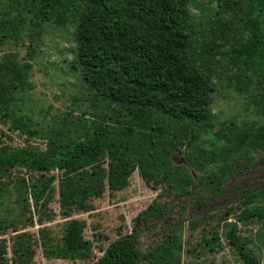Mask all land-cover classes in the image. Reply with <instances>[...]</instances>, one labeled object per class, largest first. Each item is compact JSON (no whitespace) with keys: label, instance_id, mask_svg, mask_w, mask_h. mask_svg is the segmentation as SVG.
<instances>
[{"label":"rangeland","instance_id":"374dc122","mask_svg":"<svg viewBox=\"0 0 264 264\" xmlns=\"http://www.w3.org/2000/svg\"><path fill=\"white\" fill-rule=\"evenodd\" d=\"M41 1L30 0L24 11L23 30L0 46V60L4 62L12 56L27 75L23 88L16 85L15 115L18 117V109L22 108L21 113L37 129L66 141L80 135L88 120L123 124L124 120L119 123L114 117L112 108L91 106L88 84L77 62L76 34L86 0H53L52 17L36 33L31 26ZM221 1L224 0L187 2L192 26L187 51L192 65L208 78L213 89L212 130L201 129L195 138L183 131L165 130L167 137H162L179 142L180 150L173 153L174 171L177 177L193 175L188 186L192 194H173L170 210L163 218L150 221L139 238V247L145 253L175 234L177 248L172 264H241L226 239L230 224L237 225L238 234L264 264V218L248 222L236 218L246 204L264 203V153L254 151L256 160L249 165L239 161L217 193L202 183L204 179L196 170L211 155L218 159L224 149L235 146V132L264 130L261 71L232 64L224 54L250 36L240 9L244 0H227L229 7ZM9 6V0H2L0 11L9 10ZM255 16L264 28V5H258ZM131 22L138 26L141 18L136 14ZM189 137H193L192 143ZM3 145L45 149L46 141L21 134L0 113V147ZM103 167L108 170L109 163ZM208 170L209 179L212 174ZM63 175L59 170L38 173L0 168V264H95L110 243L134 230V219L161 192L153 189L136 169L123 189L107 187L100 196L86 199L85 208L64 205L60 191ZM43 182L49 184L45 192ZM72 220L84 223V236L92 242V254L85 259L48 256L47 235L59 240ZM142 264L149 263L144 260Z\"/></svg>","mask_w":264,"mask_h":264},{"label":"trees","instance_id":"16d2710c","mask_svg":"<svg viewBox=\"0 0 264 264\" xmlns=\"http://www.w3.org/2000/svg\"><path fill=\"white\" fill-rule=\"evenodd\" d=\"M9 1V10L0 11V46L23 30L24 11L30 2L24 0L23 6L21 0ZM44 1L32 22L31 29L36 33L53 14V0ZM187 2L86 0L76 34L77 62L88 84L91 106L112 108L119 123L124 120L119 126L88 120L82 133L67 141L50 132L43 133L21 113L22 108L18 109L20 115H15L16 85L24 87L26 73L12 56L4 62L0 60L1 115L21 134L46 141L45 149L3 145L1 169L62 171V203L84 208L86 199L100 196L107 187L123 189L136 169L153 189L162 192L134 219V230L110 243L95 264H142L144 260L149 264H172L175 260V234L145 253L139 247V238L150 221L163 218L170 210L173 194H192L188 186L194 177L191 173L177 177L173 153L180 150L179 142L162 139L167 137L165 130L183 131L195 138L201 129L213 127L210 111L213 89L208 78L192 65L187 51L192 32ZM221 3L230 6L227 0ZM241 5L250 36L224 54L232 64L257 67L264 78V28L255 16L258 5L264 3L244 0ZM136 14L141 18L138 26L131 22ZM193 137H189L190 143ZM234 141L235 146L224 149L220 158L211 155L210 160L196 169L204 179L202 183L213 187L216 193L239 161L249 165L256 160L254 151L264 153L262 129L235 132ZM107 162L108 170L103 167ZM208 168L212 174L209 179ZM43 183L45 192L49 184ZM236 218L239 222L264 218V203L246 204ZM46 239L45 251L50 257L85 259L93 251L92 242L84 236V223L79 220L70 221L59 240L51 235ZM226 239L241 264H262L238 234L236 224H230Z\"/></svg>","mask_w":264,"mask_h":264}]
</instances>
